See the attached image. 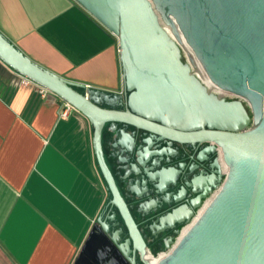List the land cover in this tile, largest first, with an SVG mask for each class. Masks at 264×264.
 <instances>
[{"label":"water","instance_id":"1","mask_svg":"<svg viewBox=\"0 0 264 264\" xmlns=\"http://www.w3.org/2000/svg\"><path fill=\"white\" fill-rule=\"evenodd\" d=\"M75 1L118 39L120 92L66 79L0 32V62L64 99L93 126L91 146L110 198L73 264H136L138 258L148 264L146 243L105 160L106 123L115 136L111 147L123 188L142 216L154 207L145 199L150 192L145 183L164 194L174 187L175 172L164 167L151 172L159 155L148 150L151 140L141 139L146 144L141 150L134 136L117 129L119 123L157 140L205 142L209 150L222 151L223 180L219 170L218 176L189 180L185 185L199 194L155 225L159 231L177 222L190 226L177 241L164 239L168 252L156 264H264V0ZM164 26L176 39L184 38L213 87L235 98L209 91L192 75ZM216 188L197 213L201 199Z\"/></svg>","mask_w":264,"mask_h":264},{"label":"crops","instance_id":"2","mask_svg":"<svg viewBox=\"0 0 264 264\" xmlns=\"http://www.w3.org/2000/svg\"><path fill=\"white\" fill-rule=\"evenodd\" d=\"M0 32L64 78L122 89L118 39L75 0H0ZM0 62V264H73L110 198L93 126Z\"/></svg>","mask_w":264,"mask_h":264},{"label":"flooded vegetation","instance_id":"3","mask_svg":"<svg viewBox=\"0 0 264 264\" xmlns=\"http://www.w3.org/2000/svg\"><path fill=\"white\" fill-rule=\"evenodd\" d=\"M119 128H123L126 133H130L132 136H134V139L136 141L135 146L138 143H141V139H145L146 137L151 140L149 146L147 145L148 150L159 154L158 156H154L153 158V160H155V165L153 166V169H151V172L157 171L161 169V167L171 168L175 172V185L174 187H170L169 189H167L164 194L154 193L153 191H151L149 181L145 183L144 187L148 189V192L150 191L149 195L145 197V199L151 200L152 205H154V207H152L151 209L149 208V211L146 213V215L142 216L140 213L137 212V205L134 203V201H132V196H130L126 192L125 188H123L122 179H120V175L117 172L118 164L117 161H115L116 156L113 155L115 149L111 147V144H113L115 140V136L113 134V131H111L110 124L106 123L105 128L102 131V147L104 148V153L106 156L105 160L106 162H108V166L111 169V173L116 179L117 187L120 189L121 193L124 196L123 198L129 207L130 214L133 216L135 222H137L136 226L140 230L141 235L143 236V241H145L146 243L145 253L147 252L149 256L160 259L162 258V256L155 257L152 254H155L158 251L165 250V240L172 239L173 242H175V238L180 234V229L182 228V225H185L189 222H177L174 223L172 227L166 229L164 228V230L161 231H159L158 227H155V225L160 224L159 219L161 216H163L164 214L166 215L169 211L176 208V206L188 204V200H190V198L199 194L192 193L190 187L185 185V183L189 182V180H192L193 178L198 179L202 176L205 177L212 173L218 176V170L221 175V180H223L222 170L220 169L221 163L217 155L219 147L215 146L213 150H209L208 144L205 142H201L199 145H190L188 143H176L175 141L169 142L166 139L157 140L154 137H151L150 133H147V131L144 132L142 130H137L133 125H122L119 123L117 125V129ZM144 147H146V144L141 143V150H144ZM173 196H177L181 200L173 201ZM206 197H203L201 199L200 207ZM164 200H168L167 203H165ZM117 219L120 221V225H123L122 220L119 218L118 215ZM188 226L189 224L186 225V227H184L183 229H188L190 227ZM122 229H124V227H122ZM177 229L178 232L176 233ZM136 264H142L139 261V258L136 259Z\"/></svg>","mask_w":264,"mask_h":264},{"label":"built area","instance_id":"4","mask_svg":"<svg viewBox=\"0 0 264 264\" xmlns=\"http://www.w3.org/2000/svg\"><path fill=\"white\" fill-rule=\"evenodd\" d=\"M164 28H165V30L167 31L168 36L172 37V39H173V40L175 41V43L177 44L178 50H180V53H181L182 62H185L186 64L189 65L190 70H191V72H192V75L195 76L197 79H199L200 82L204 85V87H205L206 89H208L209 91H214L213 84H211V83L209 82V83H210V86L213 87V88L211 89V87H209V85H207L206 83H204V82L201 80L200 76H198V75L196 74L197 72H196V70H194V66H193V63H192V60H193V58H194V57H193L194 54H193L192 50H190L189 47L187 46V44H185L184 41H182V38H180V39H176V37H174V36L172 35V32H171L170 28L165 27V26H164ZM18 76H19V75H18ZM19 77L21 78L19 81H13V82H12L14 85H18L19 83H22V82H23V83L30 82L29 80H27L26 78H24V76H19ZM31 83H32V82H31ZM34 84H35V83H34ZM36 84H37V83H36ZM37 91H38L37 94H38L40 97H45V95H46L47 93H49V91H48L46 88L41 87V86H39V85H38ZM223 96H224V97H227V99H233V98H235V96L232 95V94H230V93H229V94L226 93V94L223 95ZM58 109H59V114H58V115H59V118H62V119H64V118H68L69 115L71 114V112L74 110V108H73L69 103H67L64 99L61 101V104L59 105ZM221 153H222V151H221V149L219 148L217 155H218V157H219V159H220V163H221V167H220V169L222 170V175H223V178H224L225 175H226V173H227V170H226V164H225V162H224V160H223V157L221 156ZM217 189H218V188L214 189L213 192H212L211 194H209V195L206 197V199H204V201H203L201 207L198 208V209L196 210L197 213H198V210H200L201 208L204 207V205H206V202H207L208 200L211 199L212 195L215 194V193L217 192ZM188 224H189V223H187V224H185V225H182V228L180 229V234H181L182 229H183L184 227H186V225H188ZM180 234H179L178 236H180ZM178 236L175 238L176 241H177ZM167 252H168L167 250H162V251H158L157 253L152 254V255L155 256V257H159L160 254H164V256H165V254H166Z\"/></svg>","mask_w":264,"mask_h":264},{"label":"bare ground","instance_id":"5","mask_svg":"<svg viewBox=\"0 0 264 264\" xmlns=\"http://www.w3.org/2000/svg\"><path fill=\"white\" fill-rule=\"evenodd\" d=\"M182 41H184V43L185 44H187L186 42H185V40H184V38H182ZM188 46V45H187ZM194 58H193V60H192V63H193V66H194V70H196V74L198 75V76H200V78H201V80L204 82V83H206L207 85H209V87H211L210 86V83H209V80H208V78L204 75V69H203V67H202V65H201V63H199V61H198V58L194 55L193 56ZM213 87H211V89H212ZM215 94H217V95H219V96H223V95H225L226 93H228V91H224V90H221V89H217V88H214V91H213ZM229 94V93H228ZM209 201V200H208ZM207 201V202H208ZM207 202H206V204H207ZM203 209V208H202ZM201 210V209H200ZM200 210L198 211V213L200 212ZM189 227V226H188ZM187 227V228H188ZM185 229H183V231H184ZM183 231H182V234H184L186 231H187V229L184 231V233H183ZM181 234V235H182ZM145 255H146V259H147V261H148V264H156L157 263V261L159 260V259H157V258H153L152 256H149V254L146 252L145 253ZM159 256H162V257H164V254H160ZM161 259V258H160Z\"/></svg>","mask_w":264,"mask_h":264}]
</instances>
